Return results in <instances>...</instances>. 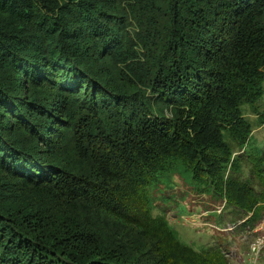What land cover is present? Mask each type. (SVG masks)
<instances>
[{
    "label": "trees",
    "instance_id": "16d2710c",
    "mask_svg": "<svg viewBox=\"0 0 264 264\" xmlns=\"http://www.w3.org/2000/svg\"><path fill=\"white\" fill-rule=\"evenodd\" d=\"M263 95L264 0H0V264H219L174 176L257 220Z\"/></svg>",
    "mask_w": 264,
    "mask_h": 264
},
{
    "label": "rangeland",
    "instance_id": "374dc122",
    "mask_svg": "<svg viewBox=\"0 0 264 264\" xmlns=\"http://www.w3.org/2000/svg\"><path fill=\"white\" fill-rule=\"evenodd\" d=\"M261 105L260 111H264V95ZM244 113L254 126L258 147L264 149V124L259 123L257 116L247 107ZM174 179L177 184L172 193L168 191L174 195L171 201L174 208H167L166 215L182 242L196 251L214 244L220 245L224 249V259H220L219 264H264V213L257 214V220L244 222L250 214L245 217L239 210L226 208L224 201L212 195L190 192L181 178L174 176ZM179 204L184 207L183 212H180L181 207H177ZM220 216L224 218L223 223L218 222ZM233 219L239 221L234 225L231 223L235 221ZM241 223L245 224L244 228L238 227ZM236 225L237 230L234 229Z\"/></svg>",
    "mask_w": 264,
    "mask_h": 264
}]
</instances>
